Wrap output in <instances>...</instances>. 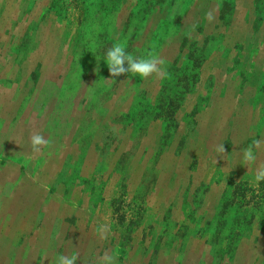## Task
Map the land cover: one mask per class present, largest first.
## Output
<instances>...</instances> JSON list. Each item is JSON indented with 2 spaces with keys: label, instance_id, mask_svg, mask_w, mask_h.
<instances>
[{
  "label": "rangeland",
  "instance_id": "rangeland-1",
  "mask_svg": "<svg viewBox=\"0 0 264 264\" xmlns=\"http://www.w3.org/2000/svg\"><path fill=\"white\" fill-rule=\"evenodd\" d=\"M261 165L264 0H0V264H264Z\"/></svg>",
  "mask_w": 264,
  "mask_h": 264
},
{
  "label": "clouds",
  "instance_id": "clouds-1",
  "mask_svg": "<svg viewBox=\"0 0 264 264\" xmlns=\"http://www.w3.org/2000/svg\"><path fill=\"white\" fill-rule=\"evenodd\" d=\"M91 49H95L96 43L92 41L89 44ZM102 60L111 75L115 78L122 74H129L130 77L148 78L154 73H160L163 71L159 65L163 62L160 61L158 56L149 54L146 57H137L127 51V40H118L113 43L102 56L97 60ZM45 137L39 133L34 134L31 137V146L33 151H38L41 145L46 144ZM256 147H259L261 140L257 139L254 142ZM217 152L224 154L225 145L219 144L217 146ZM240 161L247 166L249 163L255 161L256 155L252 148L244 147L240 150ZM261 182H264V165L259 166L251 181L254 187H258ZM113 257L106 256L104 258L105 264H113ZM78 255H58L54 257V264H77Z\"/></svg>",
  "mask_w": 264,
  "mask_h": 264
}]
</instances>
